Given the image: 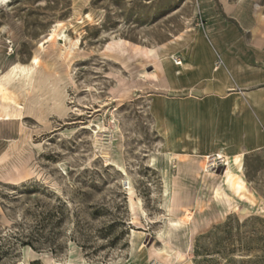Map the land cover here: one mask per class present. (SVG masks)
Wrapping results in <instances>:
<instances>
[{"label": "rangeland", "instance_id": "374dc122", "mask_svg": "<svg viewBox=\"0 0 264 264\" xmlns=\"http://www.w3.org/2000/svg\"><path fill=\"white\" fill-rule=\"evenodd\" d=\"M203 22L198 0H0V264H264V144L235 161L188 101L216 86Z\"/></svg>", "mask_w": 264, "mask_h": 264}, {"label": "crops", "instance_id": "0c3cea01", "mask_svg": "<svg viewBox=\"0 0 264 264\" xmlns=\"http://www.w3.org/2000/svg\"><path fill=\"white\" fill-rule=\"evenodd\" d=\"M246 1L198 0L206 21L203 44L218 60L214 73L208 66L216 86L212 92L188 100L198 105L194 110L202 115L216 114L218 143L224 151L232 148L233 154L243 150L242 144L246 148L264 144V24L256 23L258 2L255 23L247 21L240 10L247 6Z\"/></svg>", "mask_w": 264, "mask_h": 264}, {"label": "bare ground", "instance_id": "6f19581e", "mask_svg": "<svg viewBox=\"0 0 264 264\" xmlns=\"http://www.w3.org/2000/svg\"><path fill=\"white\" fill-rule=\"evenodd\" d=\"M264 6V5H263ZM257 14V13H256ZM261 15V14H260ZM258 16V15H257ZM264 18V16H261L260 17V19L259 20H262ZM51 34V33H50ZM57 36V34H56V30H54L53 32H52V34H51V39H53V38H55ZM176 38H178V37H176ZM49 39V38H48ZM46 40V39H45ZM56 41V40H55ZM55 43V42H54ZM58 43V42H57ZM78 43V42H77ZM56 45V44H55ZM56 48V47H55ZM68 49V48H67ZM71 49V48H70ZM157 51V53H158V50H156ZM69 52V51H68ZM71 52V51H70ZM146 53L148 54V55H153V53H154V49H152V48H150V49H147V51H146ZM36 60V59H35ZM39 60V59H38ZM162 61H163V58L161 59ZM169 61V60H168ZM169 62H172V66H173V68H175V70H176V75L178 76V77H182V72L181 71H186L187 73L188 72H190L191 71V69L189 68V63L188 62H184L182 59L180 60V59H175V56H172L171 55V57H170V61ZM164 63V62H163ZM149 72V71H148ZM150 73V72H149ZM152 74V73H151ZM153 75V74H152ZM151 75V76H152ZM143 77H145V76H143ZM148 77V76H147ZM148 79V78H147ZM179 79V78H178ZM177 80V79H176ZM150 81V80H149ZM144 82V81H143ZM1 86V85H0ZM7 90V89H6ZM13 99H15V98H13ZM6 101V100H5ZM4 102V101H3ZM9 104H10V102H9ZM6 105V104H5ZM59 105H60V103H59ZM3 107H4V105H3ZM28 108V107H27ZM29 109V108H28ZM20 110V109H19ZM27 110V109H26ZM13 111H14V109H13ZM12 111V112H13ZM32 111V110H31ZM19 112V111H18ZM14 113V112H13ZM34 113V112H33ZM9 115V114H8ZM8 119H10V117L9 116H7L6 115V118H4V120H8ZM246 154V152L244 151V150H242L241 152H239V153H237V154H234L235 155V161H238V162H240L241 160H242V158H243V156ZM233 155V156H234ZM200 156V155H199ZM217 156H218V159H224V160H226V161H228V163L230 162V157H229V155H227V154H225L223 151H219L218 153H217ZM207 166V165H206ZM214 166H216V165H214ZM207 169V168H206ZM22 170V169H21ZM16 174V173H15ZM228 177H229V183H230V185L233 187H242L243 186V180H241V178L237 175V174H234V173H232V172H230L229 171V173H228ZM169 186H171V185H169ZM169 188V187H168ZM192 217H193V212L191 211V210H189V209H187L186 211H185V213H184V216L180 219V220H178V221H170L169 223H167L166 224V229L164 230V233L165 234H171V231L172 230H176V229H178V228H180V227H182V226H185V225H188L189 223H190V221L192 220ZM178 231V230H177ZM176 231V232H177ZM178 234H179V232H178ZM141 234L139 233V235L138 234H136L135 233V236H137L138 238H139V236H140ZM178 237V236H177ZM181 237V236H180ZM171 238V237H170ZM174 238V237H173ZM133 248H134V251L136 250V247H135V245L133 246ZM36 254V253H35ZM36 259V258H35ZM50 259V258H49ZM62 262V261H61ZM56 264V263H55ZM59 264H71V262H68V263H59Z\"/></svg>", "mask_w": 264, "mask_h": 264}]
</instances>
